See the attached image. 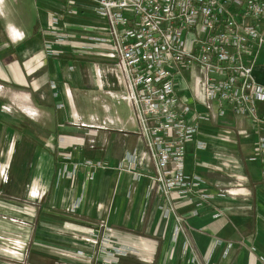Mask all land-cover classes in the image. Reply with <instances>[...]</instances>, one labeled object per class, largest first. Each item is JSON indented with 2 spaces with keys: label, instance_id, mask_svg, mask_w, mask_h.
Returning a JSON list of instances; mask_svg holds the SVG:
<instances>
[{
  "label": "crops",
  "instance_id": "1",
  "mask_svg": "<svg viewBox=\"0 0 264 264\" xmlns=\"http://www.w3.org/2000/svg\"><path fill=\"white\" fill-rule=\"evenodd\" d=\"M34 1L44 7L52 3L51 0ZM64 1L66 14L76 22L63 23L66 30L60 33L66 35L68 41L61 45L54 43L52 48L58 55H48L41 65L40 51L53 38L50 35L44 40L37 30L30 39H25L28 35L26 20L30 16L24 14V5L31 10L33 1L0 0V82L26 86L28 119L41 118L40 122L53 126V132H49L53 138L43 136V141L50 142L49 147L31 142L26 150L31 151L32 158L29 153L28 159L22 155L17 161V149L11 148L12 141L18 140L17 135L10 126L0 121V189L6 197H19L24 193L26 184L30 185L33 181V189L41 180L45 181L46 177L40 173H36L32 180L31 171L32 160L42 152L53 153L57 165L64 164L67 155H71V162L96 159L101 167L96 168L94 178L85 182L86 174L80 168L77 189L69 191L65 181L64 196L58 200L65 204V208L78 199L84 201L81 204L84 219L81 221L86 227L95 224V221L89 220L91 214L94 220L107 217L109 224H113L119 217L121 224L134 226L140 213L145 212L147 226L153 228L162 214L157 207L159 196L154 193L152 198L144 197L146 180L142 178L135 182L129 172L116 168L124 152L143 148L141 140L135 135L137 124L133 109L125 100L115 99L109 94L123 85L121 68L106 46L91 44L90 49L86 48V36L100 33L104 24L94 22L92 15L85 14L86 8L72 12L69 8L78 3V6L94 9L90 2L85 6L81 0ZM50 6L54 9L56 3ZM57 15L60 25L62 13L51 14L48 11L44 20L51 26V17ZM253 76L257 82L264 84V52L257 56ZM50 81L55 83V87L50 86ZM176 87L182 102L194 104L197 101L198 84L187 71L177 75ZM121 101L130 109L127 118H123L116 108V103ZM258 105L259 112H264V103ZM222 106L224 113L219 115L216 112L205 113L204 107L196 105L195 108L207 117L199 121L195 139L186 144L185 166L187 173L198 174L202 178L207 193L216 195L217 192H224L226 196H215L213 200L203 202L197 215L192 214L197 202L193 197H176L174 207L185 223L194 227L192 235L197 243L210 249L214 236L230 240L238 245L236 264H264V175L257 153L263 121L236 116L228 106ZM71 119H79L84 131H71L67 125ZM74 136H85V140ZM197 140L204 142L205 148L198 149L195 145ZM7 163L8 177L4 182ZM6 197L2 198L3 201H7ZM8 201L12 202L11 199ZM46 212L49 213L41 210L39 214ZM0 215V231L20 238L31 236L33 230L26 223L18 224L9 218L30 222L41 218L40 215L34 217L18 212L8 204L0 205ZM249 243L258 252L259 260H250ZM224 245L221 240L214 247L212 256L220 254ZM34 257L38 262L36 255Z\"/></svg>",
  "mask_w": 264,
  "mask_h": 264
},
{
  "label": "built area",
  "instance_id": "2",
  "mask_svg": "<svg viewBox=\"0 0 264 264\" xmlns=\"http://www.w3.org/2000/svg\"><path fill=\"white\" fill-rule=\"evenodd\" d=\"M86 1L104 23L100 33L86 36V48L106 46L117 59L123 85L109 94L133 109L135 135L143 145L124 152L116 168L129 172L135 182L146 180L144 197L159 196L157 207L163 218H171L175 240L185 235L183 217L174 207L176 197L197 199L192 209L197 215L203 202L226 196L207 193L202 178L186 172V144L195 139L199 121L207 117L195 108L197 104L205 113L223 115L222 105H226L236 116L263 121L257 153L264 175V112H259L258 105L264 103V84L253 76L257 56L264 52V0ZM50 23L53 41L40 51L41 65L48 55H58L54 43L68 41L58 30L59 17L52 16ZM182 71L198 84L194 104L182 102L176 93L177 75ZM50 86L55 83L50 81ZM195 145L205 148L200 140ZM70 160L67 155L62 170L71 181L80 168L92 180L101 167L98 160ZM184 240L186 248L188 240ZM220 242L214 241L209 257Z\"/></svg>",
  "mask_w": 264,
  "mask_h": 264
},
{
  "label": "rangeland",
  "instance_id": "3",
  "mask_svg": "<svg viewBox=\"0 0 264 264\" xmlns=\"http://www.w3.org/2000/svg\"><path fill=\"white\" fill-rule=\"evenodd\" d=\"M24 1L27 2L28 0ZM31 1H33L30 7L31 10H28L27 5H24V10H27H25L24 14L27 17L30 16V19L26 20V24H28V37H25L26 40L30 39L33 32L37 30L44 40L52 34L50 26L44 20L48 11L51 14L57 13L60 15L62 13L60 25L58 26L59 31L66 30L64 29L65 25L63 23L76 22L74 18L66 14L64 0H51V4L56 3L54 9L50 6L51 4L49 7H44L40 3L37 5L34 0ZM81 1L84 2L85 6L89 4L86 0ZM77 4L69 7L71 8V12L72 10L80 11V8H83V10L86 8L84 10L85 14L92 15L93 17H91L94 22L104 24L97 18L92 7H81ZM27 90L28 88L26 86L22 87L16 84L0 82V121L10 126L12 131L17 135V142L12 141L11 146L12 149L14 147L17 149V161L22 155L24 157L27 156L26 158L28 159L29 153L32 158L31 151L26 150L29 143L36 142L41 147H49L50 142L43 141V136L53 138L52 134L49 135V132H53L52 125L40 122L39 120L41 118L28 119ZM116 105V108L123 115V118H127L130 113L127 104L121 101L118 104L116 103ZM80 123L79 119H71L67 125L71 127V131L76 130L80 133L84 131V126L80 125ZM78 137L85 140V136H77L75 138ZM87 159L92 160L91 158ZM54 160L55 156L53 153L48 154L43 152L39 155L37 154L35 159L32 160V180L35 179L34 176L36 173H40L46 177L45 181L41 180L40 186L36 184L32 189L31 184L33 185V181L30 185L29 183L26 184L24 193L19 197H6L5 193L0 189V205L8 204L18 212H23L34 217L41 210L49 211V213L39 214L41 218L37 222L35 220L30 222L9 218L18 224L26 223L33 230V233L31 236H23V238H20L9 234L7 235L0 231L1 263L211 264L214 262V264H236L238 255L237 243L214 236V241L223 240V244L225 245L220 251V254H217L215 257L211 254V257H209V249L197 243L192 235L194 227L189 224L187 225L184 219L182 225L185 235H180V239L176 238L175 240H173L175 226L172 224L171 218L168 222V219L163 218L162 214L155 221V227L153 228L147 226L148 217H146L145 212L140 213L134 226L129 225V223L121 224L119 217H117L113 224H109V218L107 217L105 219L98 217V219L94 220V215L91 214L89 220L95 221V224L91 227H86L81 221V219H84L81 212L83 206L81 204L84 201L82 202V200L78 199L74 204L65 208V204H62V201L58 200L59 197L63 198L64 196L63 193L65 191L63 188L66 186L64 185L65 181H67V185L69 186L67 189L69 191H75L78 184L77 178L71 181L70 178L65 176L62 165L55 164ZM7 168L8 163L4 170L6 174L3 177L4 182H6L8 177V172H6ZM87 181L85 179V182ZM4 197L7 198V201H3L2 198ZM8 199H11L12 202H9ZM184 239L188 240V246L186 248L183 246ZM233 247L235 248L233 249ZM117 248H121L122 250L119 251ZM247 248L251 252L250 260H253V262L255 259L259 260L258 252L255 251L251 243L247 244ZM34 255H36L38 262H35Z\"/></svg>",
  "mask_w": 264,
  "mask_h": 264
}]
</instances>
